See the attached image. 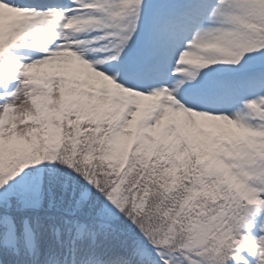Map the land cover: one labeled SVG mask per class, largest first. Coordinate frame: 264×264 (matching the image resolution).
Returning <instances> with one entry per match:
<instances>
[{
	"label": "snow or ice",
	"instance_id": "1",
	"mask_svg": "<svg viewBox=\"0 0 264 264\" xmlns=\"http://www.w3.org/2000/svg\"><path fill=\"white\" fill-rule=\"evenodd\" d=\"M0 264H264V0H0Z\"/></svg>",
	"mask_w": 264,
	"mask_h": 264
}]
</instances>
